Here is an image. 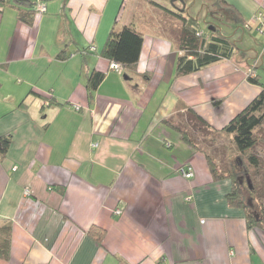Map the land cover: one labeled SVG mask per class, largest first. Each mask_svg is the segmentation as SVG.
Instances as JSON below:
<instances>
[{"label": "crops", "instance_id": "obj_1", "mask_svg": "<svg viewBox=\"0 0 264 264\" xmlns=\"http://www.w3.org/2000/svg\"><path fill=\"white\" fill-rule=\"evenodd\" d=\"M31 1L46 8L32 24L0 5V135L13 136L0 161L12 253L0 264H264V229L229 205L231 180L215 181L166 122L184 104L223 128L261 92L248 79L258 64L243 55L177 75L179 23L166 26L164 8L188 15L195 0ZM225 1L243 22L264 12V0ZM125 25L144 36L141 58L116 71L100 51ZM94 70L106 76L90 94ZM187 165L191 179L178 173Z\"/></svg>", "mask_w": 264, "mask_h": 264}, {"label": "trees", "instance_id": "obj_2", "mask_svg": "<svg viewBox=\"0 0 264 264\" xmlns=\"http://www.w3.org/2000/svg\"><path fill=\"white\" fill-rule=\"evenodd\" d=\"M3 4L14 6L18 11L19 19L27 24H32L35 15L39 12V5L35 7L31 0H0V5ZM215 4L220 8L219 10L230 11L239 23H244L239 12L227 1L218 0ZM164 9L179 23L176 27H172L171 32L180 50L177 75L191 74L226 59L238 61L239 57L245 55L232 37L222 34L211 22L210 24L215 28L210 30L207 25V30H203L186 12L179 9L176 11L170 8ZM143 42V34L132 25H125L120 29L114 27L100 55L108 59L110 64L116 62L122 68L134 69L140 61ZM105 76L104 72L98 70H94L89 75L87 88L90 94L99 87ZM248 79L258 84L261 92L223 128H214L193 108L184 104L181 108L183 110L179 109L166 122L181 133L186 143L205 154L215 181L231 180L232 188L226 196L227 202L233 207L245 210L248 227L264 229V159L256 151V147L261 143L264 144V84L259 81L256 70L251 71ZM221 103V100L215 101L216 105ZM258 131L262 133L261 136ZM219 135L233 136L238 152L235 160L227 157V152L223 154L222 161L217 160L206 149L210 140L215 141ZM12 142L11 133L0 135V161L6 158ZM256 210L259 217L256 216ZM12 239L13 223L0 219V259L11 258Z\"/></svg>", "mask_w": 264, "mask_h": 264}, {"label": "rangeland", "instance_id": "obj_3", "mask_svg": "<svg viewBox=\"0 0 264 264\" xmlns=\"http://www.w3.org/2000/svg\"><path fill=\"white\" fill-rule=\"evenodd\" d=\"M217 1L218 0H195V3L193 5H190L189 15L193 19L199 20V26L203 30H207L206 24L208 23L206 22H211L216 26V28H219L222 34L230 36L233 40L237 41L238 46L242 50V52H244L246 56L250 57L249 64L251 66H255V63L256 65L258 64L257 69L259 73V81L261 82V84H264V60H262V57L256 58L255 55L256 52L260 50V44L262 43L264 45V35L261 34L257 27V13L254 14L247 22L239 23L230 11L219 10L220 8H217L215 4L217 3ZM162 2H164L169 7L173 6L170 0H162ZM206 6H210L208 11L209 13H206ZM204 18L207 21H204ZM167 20L168 22L166 26L168 25V27H170V25L173 24L171 23L172 17L169 15H165L163 17V21L165 22ZM214 25H212L213 29L215 28ZM250 36H253L256 41L252 39L253 37ZM242 37L243 39H241ZM258 134L261 136L262 133L258 131ZM218 137L219 138H217L215 141H212V139L210 140L211 142L206 147L208 152L214 155V157L220 161H222V158L224 157L223 154L227 152V157L235 160L238 152L233 142V136L219 135ZM256 151L264 159L263 143L256 147ZM256 212L259 217L260 215L257 210Z\"/></svg>", "mask_w": 264, "mask_h": 264}, {"label": "built area", "instance_id": "obj_4", "mask_svg": "<svg viewBox=\"0 0 264 264\" xmlns=\"http://www.w3.org/2000/svg\"><path fill=\"white\" fill-rule=\"evenodd\" d=\"M46 8L43 5L39 6V12H43L45 11ZM256 22H257V27L259 29V31L261 32L262 35H264V12H258L257 13V17H256ZM111 68L116 70V71H120L122 69L121 65L116 63V62H112L110 64ZM47 105L49 104V102L46 103ZM77 108L79 109L80 107L77 106ZM13 169H16V167H14ZM178 173L180 175H182L184 178L186 179H191L194 177V169L192 166H183L180 167L178 169ZM30 190L26 189V193L28 194ZM120 212V211H118Z\"/></svg>", "mask_w": 264, "mask_h": 264}, {"label": "water", "instance_id": "obj_5", "mask_svg": "<svg viewBox=\"0 0 264 264\" xmlns=\"http://www.w3.org/2000/svg\"><path fill=\"white\" fill-rule=\"evenodd\" d=\"M181 1H183V0H181ZM209 29H210V30H212L213 28H212V27H210ZM249 203H250V205H252V202H250V201H249ZM256 216L258 217V215H257V214H256Z\"/></svg>", "mask_w": 264, "mask_h": 264}]
</instances>
